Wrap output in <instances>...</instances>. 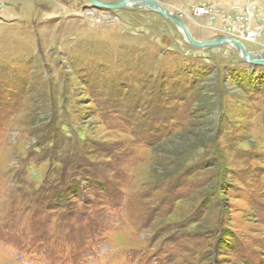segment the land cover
<instances>
[{
    "label": "rangeland",
    "instance_id": "obj_1",
    "mask_svg": "<svg viewBox=\"0 0 264 264\" xmlns=\"http://www.w3.org/2000/svg\"><path fill=\"white\" fill-rule=\"evenodd\" d=\"M156 1L264 52V0ZM0 264H264V65L137 4L0 0Z\"/></svg>",
    "mask_w": 264,
    "mask_h": 264
},
{
    "label": "water",
    "instance_id": "obj_2",
    "mask_svg": "<svg viewBox=\"0 0 264 264\" xmlns=\"http://www.w3.org/2000/svg\"><path fill=\"white\" fill-rule=\"evenodd\" d=\"M91 6H99V7H104L108 10H113L115 8H122L123 5L127 3V0H120L116 2H102L100 0H89ZM137 5L141 7H145L149 10L156 11L159 14L165 16L169 20H171L179 29V31L182 33L183 37L185 38L186 41H188L191 45L197 48H203V47H212L220 44H225L229 43L232 44L235 47H238L240 52L239 53L240 57L246 62L247 64L250 65H264V52L259 53V54H252L246 50V48L243 46L241 42L238 40L228 38V37H221L215 40H210V41H198L195 40L190 33L187 30L186 25L184 22L170 13L164 6H162L159 2L156 0H135Z\"/></svg>",
    "mask_w": 264,
    "mask_h": 264
},
{
    "label": "trees",
    "instance_id": "obj_3",
    "mask_svg": "<svg viewBox=\"0 0 264 264\" xmlns=\"http://www.w3.org/2000/svg\"><path fill=\"white\" fill-rule=\"evenodd\" d=\"M79 151L80 150H77L76 149V143H75V145H74V147H73V149H71L70 150V154H69V156H70V158H74L78 153H79ZM70 158H68V159H70ZM69 163H72V161L70 162L69 160H67V159H65L64 161H63V163H62V171H61V173L58 175V178L56 177V181H57V183L56 184H58V185H60L61 186V189L63 190H59V192H57V195L58 194H60V193H62V192H65V193H67L68 192V190H74V189H77V187H78V183H77V180H76V184H75V186L74 187H71L70 186V181H73L74 179H75V177L74 176H67V174L65 175L64 174V170L68 167V164ZM59 186V187H60ZM228 233V232H227ZM225 235H227V234H225ZM222 245H224V244H222ZM225 246H227V244L225 245Z\"/></svg>",
    "mask_w": 264,
    "mask_h": 264
},
{
    "label": "bare ground",
    "instance_id": "obj_4",
    "mask_svg": "<svg viewBox=\"0 0 264 264\" xmlns=\"http://www.w3.org/2000/svg\"><path fill=\"white\" fill-rule=\"evenodd\" d=\"M106 3V2H105ZM136 1L135 0H127V3L125 5L122 6V8H128V7H131L133 4H135ZM189 32V31H188ZM237 49V51H239L240 54H242L239 50L238 47H235Z\"/></svg>",
    "mask_w": 264,
    "mask_h": 264
},
{
    "label": "built area",
    "instance_id": "obj_5",
    "mask_svg": "<svg viewBox=\"0 0 264 264\" xmlns=\"http://www.w3.org/2000/svg\"><path fill=\"white\" fill-rule=\"evenodd\" d=\"M257 32L256 31H253V34H256ZM253 34H250V38H252Z\"/></svg>",
    "mask_w": 264,
    "mask_h": 264
},
{
    "label": "crops",
    "instance_id": "obj_6",
    "mask_svg": "<svg viewBox=\"0 0 264 264\" xmlns=\"http://www.w3.org/2000/svg\"><path fill=\"white\" fill-rule=\"evenodd\" d=\"M38 2V1H37ZM40 5V4H39ZM33 6V5H32ZM41 7H42V5H41Z\"/></svg>",
    "mask_w": 264,
    "mask_h": 264
}]
</instances>
